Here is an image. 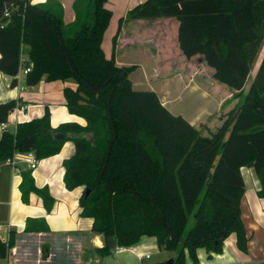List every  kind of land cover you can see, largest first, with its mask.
I'll return each mask as SVG.
<instances>
[{"label": "trees", "instance_id": "obj_1", "mask_svg": "<svg viewBox=\"0 0 264 264\" xmlns=\"http://www.w3.org/2000/svg\"><path fill=\"white\" fill-rule=\"evenodd\" d=\"M6 3L12 5L0 17V72L11 77L12 87L22 67H30L27 86L42 79L72 84L63 89L65 106L85 125L63 123L52 129L45 111L18 124L13 133H3L0 164L30 151L46 159L72 141L75 155L63 162V182L69 191L83 188L81 217L92 219L91 230L105 238L104 247L96 249L100 256L111 254L108 237H115L119 248L153 237L160 251L175 252V264H184L185 251L194 261L199 248L218 254L232 233L238 249L246 252L240 170H254L257 195L264 199V56L243 101L217 129L202 134V127L172 115L155 92L133 90L129 75L134 66L118 67L113 54L104 55L102 39L112 16L107 0L76 2V20L69 26L56 0L40 5L0 0V11ZM126 17L177 19L182 55H201L214 79L242 98L264 42V0H146ZM16 104H0V123ZM21 177L22 201L36 194L49 212L53 199L48 191L35 186L30 171ZM13 244V234L6 243L0 240L1 258Z\"/></svg>", "mask_w": 264, "mask_h": 264}, {"label": "crops", "instance_id": "obj_2", "mask_svg": "<svg viewBox=\"0 0 264 264\" xmlns=\"http://www.w3.org/2000/svg\"><path fill=\"white\" fill-rule=\"evenodd\" d=\"M26 1L40 5L48 0ZM56 1L62 7L64 25L74 24V4L79 0ZM144 1L107 0L106 7L112 16L102 39L104 55L109 58L113 54L118 67L134 66L129 75L132 89L155 92L172 115L181 116L199 129L218 123L221 115L230 112L238 102V92L215 80L213 69L201 55L189 59L182 55L177 19H127L128 11ZM23 48L21 59L25 62L27 47ZM260 49L247 81L256 65H260ZM11 80L0 72V104L15 101L27 106V110L26 116L15 108L9 112L8 132L13 133L20 123L41 118L45 111L50 115L52 129L63 123L85 125L81 118L69 114L65 106L63 89L73 87L72 84L59 85L42 79L35 86H27L21 73L14 87ZM3 133L0 130V138ZM74 155V143L66 141L59 153L38 160L36 168L30 171L35 186L46 189L53 199L49 212L36 194H30L27 203L22 201L21 173L29 171L23 162L18 163L20 175H15L7 162L0 164V240L6 243L10 234L14 236V244L5 258L0 257V264H158L175 260L176 254L160 251L153 237H142L138 244L128 248L117 246L106 256L96 253V249L104 247L105 238L91 230L92 219L81 217L79 199L83 188L69 191L63 182V162ZM240 173L244 182L240 220L248 238L246 252L238 249L232 233L218 254L210 255L199 248L194 261L185 251L184 264H264V199L257 195L260 182L251 168H241ZM149 251L153 252V259L147 254Z\"/></svg>", "mask_w": 264, "mask_h": 264}, {"label": "built area", "instance_id": "obj_3", "mask_svg": "<svg viewBox=\"0 0 264 264\" xmlns=\"http://www.w3.org/2000/svg\"><path fill=\"white\" fill-rule=\"evenodd\" d=\"M24 1V0H22ZM28 72H30V67H22L19 71V73L26 75ZM15 110L17 112H20L21 114H23L24 116H26V110H27V106L22 105V104H16L15 106ZM0 130L2 132H6L7 131V124L6 122H1L0 123ZM13 170V173L15 175H20V169L18 168V163L19 162H23L26 166V170L32 171L36 168L37 163H38V159L36 158L34 152H26V153H14L12 158L8 161H6ZM146 258H148V256H146Z\"/></svg>", "mask_w": 264, "mask_h": 264}, {"label": "rangeland", "instance_id": "obj_4", "mask_svg": "<svg viewBox=\"0 0 264 264\" xmlns=\"http://www.w3.org/2000/svg\"><path fill=\"white\" fill-rule=\"evenodd\" d=\"M263 56H264V42H263L262 47H261V49H260V55H259V58H258L257 63H258V62H259V64L261 63V60H262ZM257 63H256V64H257ZM258 67H259V65L257 64L255 70H254V71L252 72V74L249 76L248 81L245 83V85H244V87H243L242 98H238V97H237L236 99L238 100V102H237L236 105H235L234 107H232V108H235L237 105H239V104L243 101V97H244V95L247 93V89H248V87H249V84L251 83L250 81L253 79V76H254L255 73L257 72ZM53 82H55V84L57 83V84H59V85H61L62 83H63V85L66 84L65 82H62V81H53ZM222 86H224V88L230 90V88H229L228 86L223 85V84H222ZM227 113H229V112L227 111V112H225L223 115H221L222 119H220V121H218V123H216V124H214V125H210V126L205 125V126L200 130V132H201L202 134H206V133H207V129H208V130H210V129H212V130L217 129V128L222 124L223 120H225V117H226V114H227ZM190 226H191V220L188 222V227H190ZM169 253L173 254V253H175V252H169ZM147 254H148L150 257L152 256V259H153L154 256H153V252H152V251L147 252Z\"/></svg>", "mask_w": 264, "mask_h": 264}, {"label": "water", "instance_id": "obj_5", "mask_svg": "<svg viewBox=\"0 0 264 264\" xmlns=\"http://www.w3.org/2000/svg\"><path fill=\"white\" fill-rule=\"evenodd\" d=\"M11 5H12V3H6L3 6V8L0 11V17L3 16V15H5L8 12V10L11 8ZM241 109H242V106H240L235 111V113L233 114V116L230 118V120L228 122V125H230V124L233 123V121L236 119V117L240 113ZM88 194H89V192H86V195H88ZM107 245H108V248H109L110 253H113L116 250V248H117V240H116V238L115 237H108L107 238ZM166 263L167 264H175V261L172 260V259H170Z\"/></svg>", "mask_w": 264, "mask_h": 264}]
</instances>
